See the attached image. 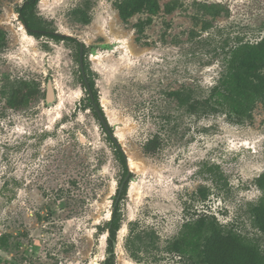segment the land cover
<instances>
[{
  "label": "rangeland",
  "instance_id": "1",
  "mask_svg": "<svg viewBox=\"0 0 264 264\" xmlns=\"http://www.w3.org/2000/svg\"><path fill=\"white\" fill-rule=\"evenodd\" d=\"M22 1L0 0V264H102L104 224L122 167L83 106L75 43L29 35L16 12ZM115 1L39 0L35 12L46 30L88 48L83 61L127 157L131 177L120 202L116 264H191L164 246L202 212L232 223L264 251V236L248 214L260 195L254 179L264 171V103L236 123L222 113L188 114L168 95L189 87L205 96L219 76L224 39L233 44L237 36L255 41L264 35V0H160V11L139 37L132 25L147 13L123 22ZM171 1L167 13L163 6ZM215 2L228 12H203L200 3ZM74 8L87 11L90 22L78 21ZM207 21L212 26L204 30ZM48 79L55 91L51 103L45 101ZM156 132L162 146L147 154L142 146ZM211 163L226 184L207 178ZM202 185L209 189L204 199ZM133 221L158 237L137 260L124 247Z\"/></svg>",
  "mask_w": 264,
  "mask_h": 264
},
{
  "label": "trees",
  "instance_id": "2",
  "mask_svg": "<svg viewBox=\"0 0 264 264\" xmlns=\"http://www.w3.org/2000/svg\"><path fill=\"white\" fill-rule=\"evenodd\" d=\"M38 1L23 0L16 8L21 23L28 28L27 33L34 37L46 35L55 41H73L76 45L79 64L80 45L83 55L88 48L73 36L61 33L54 34L51 32L53 30H46L41 17L35 12ZM159 1L116 0L114 7L123 22H127L130 17L137 13H147L146 18L138 19L132 25V28L138 34L137 37H139L144 28L152 22V16L160 11ZM174 5L175 2L172 1L166 3L163 6L164 11L171 12ZM200 5L203 12L211 16L228 12L227 7L218 2L200 3ZM71 12L78 21L84 24L89 23L91 20L87 11L81 8H74ZM210 26H212L211 22L207 21L202 28L208 30ZM2 39H4V33L0 30V40ZM220 50L222 64L219 76L215 83L208 88L205 96H198L195 89L189 87L175 89L168 92V95L174 98L178 108H183L188 114L199 116L222 113L229 120L242 123L250 119L257 102L264 103V35L255 41L244 40L242 37L237 36L233 44L230 43L227 37L221 44ZM83 69L87 84L79 66L80 82L86 92V103L83 106L93 112L100 126L106 132L95 110V106L99 107V100L94 81L91 78L92 71L84 61ZM32 87L36 90V86ZM99 112L107 122L102 109H99ZM108 127L111 129L109 125ZM106 137L113 146L116 160L121 164L122 177L113 197L112 211L104 224L106 255L102 264H116L114 244L122 221L120 202L125 196L131 173L128 171L126 160L118 143L108 134ZM162 142V136L156 132L147 138L142 148L145 153L152 154L161 148ZM205 168L208 172L207 178L213 184H226V179L220 171L219 165L211 163L207 164ZM122 182L123 185L119 191ZM254 184L260 191V195L254 203L249 204L248 214L253 227L264 236V171L255 177ZM208 191L209 189L204 185L198 188V193L202 199L206 198ZM136 224L135 221L129 224V233L124 244L129 255L135 260L140 258L141 252L155 246L154 244L158 238L153 230H139ZM4 238V235H0V248L5 243ZM164 250L167 253L176 254L180 258H185L191 264H264V251L258 241L242 233L232 223H221L214 214L205 212L185 220L176 236L167 241Z\"/></svg>",
  "mask_w": 264,
  "mask_h": 264
},
{
  "label": "water",
  "instance_id": "3",
  "mask_svg": "<svg viewBox=\"0 0 264 264\" xmlns=\"http://www.w3.org/2000/svg\"><path fill=\"white\" fill-rule=\"evenodd\" d=\"M22 25H23V27L26 30H28V28L24 24H22ZM51 32L54 33V34H59L60 33V32H57V31H51ZM78 58H79V66H80L84 81L87 84V81H86V78H85L84 69H83V52H82L81 45H80V52H79ZM87 89L89 90V86L88 85H87ZM89 93L91 94V92H89ZM54 98H55L54 86H53V83H52L51 79H48L47 82H46L45 101H46V103H51L54 100ZM101 108H102L101 105H99V107L95 106V110L98 113L100 121H101L103 127L105 128L107 134L117 143V141L114 139V134H113L112 130L108 127L107 122H105V120L103 119L102 114L99 112V109H101ZM120 149L123 152L125 160L127 161V157L125 155V152L123 151V149L121 147H120ZM122 185H123V182L119 186V191L121 190ZM111 211H112V209L110 210V212Z\"/></svg>",
  "mask_w": 264,
  "mask_h": 264
}]
</instances>
